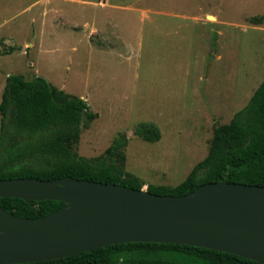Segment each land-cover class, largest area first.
<instances>
[{"label":"rangeland","instance_id":"obj_1","mask_svg":"<svg viewBox=\"0 0 264 264\" xmlns=\"http://www.w3.org/2000/svg\"><path fill=\"white\" fill-rule=\"evenodd\" d=\"M10 75L43 76L98 113L80 155L127 135L126 169L176 186L264 79V0H0V103ZM144 123L161 138L137 134Z\"/></svg>","mask_w":264,"mask_h":264},{"label":"trees","instance_id":"obj_2","mask_svg":"<svg viewBox=\"0 0 264 264\" xmlns=\"http://www.w3.org/2000/svg\"><path fill=\"white\" fill-rule=\"evenodd\" d=\"M0 179L71 176L141 189L145 183L126 169L127 135L104 154L85 157L76 151L83 127L98 113L86 100L53 85L43 76L10 75L0 103ZM137 134L149 141L161 138L159 127L140 125ZM264 186V79L245 107L231 121L215 128L207 156L176 186L149 184L157 194L180 196L209 182ZM63 201L27 202L0 197V206L22 217L53 212ZM13 264H263L236 254L200 246L161 242H126L76 255Z\"/></svg>","mask_w":264,"mask_h":264},{"label":"water","instance_id":"obj_3","mask_svg":"<svg viewBox=\"0 0 264 264\" xmlns=\"http://www.w3.org/2000/svg\"><path fill=\"white\" fill-rule=\"evenodd\" d=\"M0 197L64 205L27 218L0 206V264L55 260L126 242L200 246L264 264V186L218 181L184 195L76 179H0Z\"/></svg>","mask_w":264,"mask_h":264},{"label":"crops","instance_id":"obj_4","mask_svg":"<svg viewBox=\"0 0 264 264\" xmlns=\"http://www.w3.org/2000/svg\"><path fill=\"white\" fill-rule=\"evenodd\" d=\"M100 4L102 5V6H105L106 5V2L105 1H100ZM123 9H128V10H138L139 8L138 7H134V6H125V7H122ZM211 15V17L213 18V20L214 21H212V22H217L218 21V17L217 16H215V15H213V14H207V18L209 17ZM110 22V21H109ZM113 26L115 25V23L113 22V23H111ZM97 31H98V29L96 28V27H94L93 29H92V31H90V37L92 38L93 37V35L95 34V33H97ZM98 32H100V31H98ZM116 35H117V32H114ZM102 34H105V32H102ZM117 38V37H116Z\"/></svg>","mask_w":264,"mask_h":264}]
</instances>
